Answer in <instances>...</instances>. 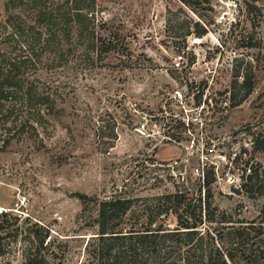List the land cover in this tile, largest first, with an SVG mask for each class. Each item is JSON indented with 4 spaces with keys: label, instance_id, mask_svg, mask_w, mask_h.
I'll return each mask as SVG.
<instances>
[{
    "label": "rangeland",
    "instance_id": "rangeland-1",
    "mask_svg": "<svg viewBox=\"0 0 264 264\" xmlns=\"http://www.w3.org/2000/svg\"><path fill=\"white\" fill-rule=\"evenodd\" d=\"M17 1L0 0V53L25 62L21 79L43 104L2 102L0 220L48 227L53 264H98L90 238L101 202L137 200L126 227L145 221L139 206L153 197L210 194L215 221L203 231L217 235L228 264L260 261L264 184H244L264 175V0ZM195 23L207 34L185 40ZM250 68L253 92L231 107L232 75ZM162 222L176 227L173 215ZM4 244L0 264H24L23 240ZM188 244L167 243L166 264ZM213 264H222L216 252Z\"/></svg>",
    "mask_w": 264,
    "mask_h": 264
},
{
    "label": "trees",
    "instance_id": "trees-1",
    "mask_svg": "<svg viewBox=\"0 0 264 264\" xmlns=\"http://www.w3.org/2000/svg\"><path fill=\"white\" fill-rule=\"evenodd\" d=\"M18 2L11 0L12 6L17 5ZM181 2L186 7H191V0H181ZM28 4L31 5L30 7L35 4L38 5V0H28ZM8 26L13 30L11 36L13 39L16 35V29L18 28L19 31L21 29L20 22L15 20L12 23L9 22ZM195 26L199 30L185 34V40L191 35L202 38L207 34V30L203 27L200 28L199 23H195ZM5 31L6 23H0V47L3 40H6V38H3ZM24 63L18 56L11 58L10 61H5L0 53V114L3 120H6V115L2 114L3 101L14 102L19 106L21 105L22 108L25 105L36 108L37 105L43 104L38 102L42 99L34 100L33 88L29 87V84L26 85V81L21 79L23 73L20 70ZM232 77L230 102L231 107H237L252 94L254 73L252 68L245 70V72L235 70ZM6 85L12 90L5 91ZM34 102L36 105L32 106ZM116 140L117 136L110 141V147H113ZM213 181L210 174L204 175V182L207 187ZM258 184L261 186L264 184V175L255 171L247 176V184H244V187ZM77 196L83 201L88 199V196L83 194ZM210 199V194L204 201L202 196L196 199L187 192L156 196L146 201L144 205L139 206L144 214L143 216L140 215V219L144 218L145 221L141 222L135 218L134 222L126 227L119 222L132 213L137 200L116 199L103 201L98 208L96 236L90 238V240L93 239L96 242L90 255H93L98 264H166L165 261L175 255V252L167 248V243L173 241L174 238H179L186 240L191 247L185 250V253L178 255V258L174 260L175 264H213L214 252L220 256L222 264H228V262L233 261V258L230 254L223 255L221 253L220 246L217 247L216 245L217 235L212 236L207 228L203 231L206 222L212 223L215 221L216 211L212 207ZM169 215L175 216L176 227L173 229L166 226L164 222L158 224L159 218L168 217ZM261 216L262 223H264V208ZM2 217L6 218L7 214L2 213ZM222 219L221 222L233 223L228 221L229 218L224 214ZM24 224V222L21 223L19 217L15 218V223L7 219L0 220V255L5 251L4 242L6 240L21 238L24 243V264H53L52 258L56 254L51 250V230L37 223L28 226ZM14 225H17V227L13 228ZM228 227H230L227 228L229 232L234 229V226ZM261 230L260 235L264 237V226ZM207 239L211 241L209 251L204 248ZM261 242H264V240ZM217 244L219 243L217 242ZM89 245L90 242L87 247ZM263 249V247H260V261L254 263L250 260L249 264H264ZM254 256L257 257L258 255L254 253L251 257Z\"/></svg>",
    "mask_w": 264,
    "mask_h": 264
}]
</instances>
